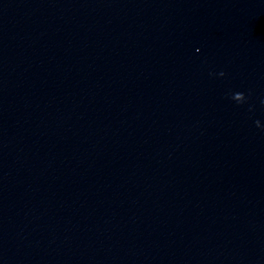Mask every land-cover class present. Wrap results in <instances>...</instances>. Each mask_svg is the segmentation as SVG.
<instances>
[{"label":"water","instance_id":"1","mask_svg":"<svg viewBox=\"0 0 264 264\" xmlns=\"http://www.w3.org/2000/svg\"><path fill=\"white\" fill-rule=\"evenodd\" d=\"M0 264H264V0H0Z\"/></svg>","mask_w":264,"mask_h":264},{"label":"clouds","instance_id":"2","mask_svg":"<svg viewBox=\"0 0 264 264\" xmlns=\"http://www.w3.org/2000/svg\"><path fill=\"white\" fill-rule=\"evenodd\" d=\"M237 95H243V93H238Z\"/></svg>","mask_w":264,"mask_h":264}]
</instances>
